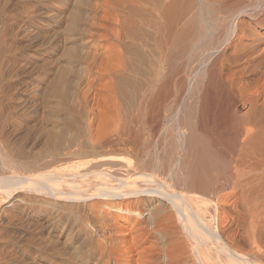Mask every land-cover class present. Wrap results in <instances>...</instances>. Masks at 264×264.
I'll list each match as a JSON object with an SVG mask.
<instances>
[{"label":"bare ground","instance_id":"obj_1","mask_svg":"<svg viewBox=\"0 0 264 264\" xmlns=\"http://www.w3.org/2000/svg\"><path fill=\"white\" fill-rule=\"evenodd\" d=\"M85 2L45 79L0 0V264L61 223L115 264H264V0Z\"/></svg>","mask_w":264,"mask_h":264},{"label":"rangeland","instance_id":"obj_2","mask_svg":"<svg viewBox=\"0 0 264 264\" xmlns=\"http://www.w3.org/2000/svg\"><path fill=\"white\" fill-rule=\"evenodd\" d=\"M6 1L9 4L8 12H9V14L12 18V22L16 28L15 31L20 32L19 37H21L20 39H22L23 44H24L21 54H23L26 58H28L30 61H32L34 65H36V66H33L34 68L32 67L33 69L32 68L30 69L31 71L29 70L27 72L28 74L24 72V69H22V71H21V69H19L20 71L18 70L17 76L22 77V76L26 75L29 78H34V77L35 78L36 77L37 78L38 77L39 78H42V77L45 78V77H47L45 79H50V78H54L56 75H59L58 73H60L61 69H62L61 72L62 71L66 72V76H71L72 75L71 74L72 73V71H71L72 67H70V66H72V64L71 63L69 64L70 60H67V58L65 59V57H63V55L61 56V54H64L65 52H67V50H69V48H70L69 46H72L71 44H73V40L70 39L71 41H67V42L65 41L66 42V43L64 42L65 45L62 46L64 49L61 47L60 48L61 50L60 49H54L51 46V42L53 41V39L56 38L55 34L57 35V37L62 35V37L65 36L63 38H66V37L69 38L70 33L67 31V29H65V28H67L68 24L66 26V24L64 25V24L59 23L58 17H59L60 12H67L66 14L68 15V12L70 10L71 12H69V14L70 13L71 14L68 15V17H69V21H70V19L72 20L73 15L78 13V11H77L78 8L76 6H78L79 0H6ZM84 1H86L85 7L88 9V11L85 9L87 11V13L84 10V14H88V16L91 18L92 13L89 14V11H90L89 8L91 5H93L92 3H95L96 0H84ZM89 2H91V3L89 4ZM88 16L85 15V17L87 19H88ZM66 31L69 34L66 33ZM21 32H22V34H21ZM54 32H56V33H54ZM51 35L53 36L52 38H51ZM33 37L35 39H33ZM46 41L49 44H47ZM28 42H30V44ZM44 42H46V45ZM50 47H52V48H50ZM25 49H26V51H25ZM63 50H64V52H63ZM60 51L63 53H61ZM23 52H25V53H23ZM59 55L61 57H59ZM32 56H34V57H32ZM51 56H52V58H51ZM55 56L58 57L59 59L56 58ZM53 57H54V59H53ZM49 58H50V60H48ZM36 59L38 60V62ZM37 64H38V66H37ZM45 65H46V67H45ZM62 65L64 66V68ZM48 66H50V67H48ZM57 66H58V68H56ZM47 67H48V69L49 68L52 69L54 67L56 70L54 68H53L54 70H51V69L48 70ZM59 68H61V69H59ZM47 70H48V72H46ZM43 71H45V72H43ZM51 71L53 74L51 73ZM54 71H56L58 73L56 74V72L54 73ZM46 73H48V74H46ZM31 75H32V77H31ZM51 75L52 76L55 75V76L52 77ZM93 76H95V75H93ZM44 218H45V216L40 217L39 213H35V212L34 213L31 212L30 218L28 217L29 221L35 224L34 225L35 227L41 226V224L43 225L44 221H45ZM64 224L65 223H61L60 226H58V228H57L58 234L61 235L62 243L56 249L50 250L49 248H47L49 246L51 247V244L54 242L53 239H55L51 234L45 233L44 234L45 236L41 235V234L37 235L38 229H34L36 231H34V233L31 232L29 234L30 236L28 235L27 238H24L21 242L22 244L21 245L19 244V246L16 247V250L18 249L17 250L18 254L14 257L15 260H13V263L14 264H23V263L24 264H53V263L54 264H101V263L102 264H108V262H109V264H115L114 262H110L108 260L107 256H105V257L102 256V252H100V249L97 248V246H96L97 245L96 243H99L98 241H100L101 239L99 237H97L98 235L95 236V232L92 230V228L90 226L88 227L87 230H83V228H82V230H80L78 232L77 237H76V235L66 237L68 234L66 232H68L70 228H68L66 230V225H64ZM85 227H86V225H85ZM64 234H66V235H64ZM37 237H39V238H37ZM70 237H73V238H70ZM25 239H26V241H25ZM37 239H39V240H37ZM86 239H88V240H86ZM95 239H97L98 241ZM51 240H52V243H49ZM81 240H83V242ZM63 241L66 242V243L64 242V245H63ZM89 241L94 242V243H91L92 246L90 245ZM83 243H84V247L82 246ZM21 246L23 248H21ZM80 246H81V248H80ZM88 247H90L91 251ZM78 248H79V250H78ZM87 248L89 251L87 250ZM43 249H44V251H43ZM59 249H60V252L58 253ZM94 251H95V253H94ZM82 252H84V253H82ZM86 253H88V254H86ZM18 255H19V257H18ZM98 255H99V257H98ZM52 256H55V257H53L54 259L51 258ZM101 257H103V258H101ZM84 258H85L86 262L84 261ZM95 259H96V261H95ZM82 261H84V262L82 263ZM92 261L93 262L95 261V263H93Z\"/></svg>","mask_w":264,"mask_h":264}]
</instances>
